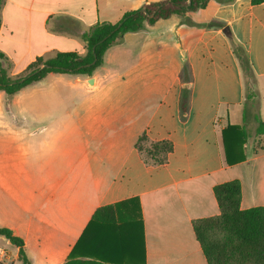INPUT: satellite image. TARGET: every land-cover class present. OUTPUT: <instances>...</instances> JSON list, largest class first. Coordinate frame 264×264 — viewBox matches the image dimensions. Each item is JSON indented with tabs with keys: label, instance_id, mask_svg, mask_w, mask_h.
I'll return each mask as SVG.
<instances>
[{
	"label": "crops",
	"instance_id": "crops-1",
	"mask_svg": "<svg viewBox=\"0 0 264 264\" xmlns=\"http://www.w3.org/2000/svg\"><path fill=\"white\" fill-rule=\"evenodd\" d=\"M160 1L0 0L3 65L17 78L38 58L85 56L86 32ZM213 21L245 47L256 107L245 105L239 64ZM4 98L0 228L23 239L32 264H207L193 222L220 215L215 187L237 180L241 209L264 207V3L211 0L127 33L90 76L49 73L10 98L0 90V118ZM228 126L249 134L233 165ZM161 142L172 150L157 164L146 149Z\"/></svg>",
	"mask_w": 264,
	"mask_h": 264
},
{
	"label": "trees",
	"instance_id": "trees-1",
	"mask_svg": "<svg viewBox=\"0 0 264 264\" xmlns=\"http://www.w3.org/2000/svg\"><path fill=\"white\" fill-rule=\"evenodd\" d=\"M211 0H162L145 4L141 9L129 12L118 23H101L83 35L87 44V54L81 56L77 52L58 53L55 57L44 60L38 58L26 69L23 77L11 78L3 65L5 56L0 53V90L10 98L22 89L43 80L49 73L72 75H92L101 66L107 50L120 43L127 33L143 30L153 26L161 19H169L173 15L186 17L189 12L205 9ZM221 4L235 0H217ZM254 5L264 3V0H251ZM148 14H155L150 18ZM185 23L192 24L187 19ZM211 27L221 29L227 37L233 54L239 64L243 77L245 105L256 107L259 97L257 81L245 47L233 36L228 24L213 21ZM1 27V23H0ZM188 96L181 101L183 117L187 116ZM260 127L258 134L264 133V124L257 116ZM249 134L239 126H228L223 132L224 147L229 165L242 161L245 157L235 153L240 143H246ZM145 140L141 138L139 146ZM143 150L142 148L140 149ZM172 150L169 142L151 145L146 149L147 155L157 164L166 160V155ZM220 207V215L200 219L193 222V229L201 245L207 264H264V207L248 210L241 209L242 188L237 180L218 185L214 189ZM114 207L99 210L93 217L97 219L101 212L112 211ZM0 236L5 237L19 249L21 264H32L24 250V241L8 228H0ZM72 258V255H71ZM66 264H71L67 262Z\"/></svg>",
	"mask_w": 264,
	"mask_h": 264
},
{
	"label": "rangeland",
	"instance_id": "rangeland-1",
	"mask_svg": "<svg viewBox=\"0 0 264 264\" xmlns=\"http://www.w3.org/2000/svg\"><path fill=\"white\" fill-rule=\"evenodd\" d=\"M181 54H182V52H181ZM25 75H26V73L23 72L22 74L19 75V77H23ZM5 98H4V100H5ZM10 111H12V110L10 109L8 103H6V100H5L3 110H2L3 117L0 118V122H3L5 124L4 127H6L7 123H12V120L9 118ZM251 112H253V110H251ZM0 127H2V126L0 125ZM4 238H0V248L4 249L6 252V257L3 260V262H4V264H12L13 261L9 262L11 260V258L13 257L11 251L16 252V247L13 244L12 245L8 244L7 240ZM13 264H21V263L18 261H15Z\"/></svg>",
	"mask_w": 264,
	"mask_h": 264
},
{
	"label": "built area",
	"instance_id": "built-area-1",
	"mask_svg": "<svg viewBox=\"0 0 264 264\" xmlns=\"http://www.w3.org/2000/svg\"><path fill=\"white\" fill-rule=\"evenodd\" d=\"M6 257V252L4 249L0 248V262H3V260Z\"/></svg>",
	"mask_w": 264,
	"mask_h": 264
},
{
	"label": "water",
	"instance_id": "water-1",
	"mask_svg": "<svg viewBox=\"0 0 264 264\" xmlns=\"http://www.w3.org/2000/svg\"><path fill=\"white\" fill-rule=\"evenodd\" d=\"M189 4H191V0H189ZM142 11H143L145 14H148V12H147L146 9H143ZM154 15H155V14H150V15L148 14V16H149L150 18H153ZM90 82L92 83V82H93V79H91Z\"/></svg>",
	"mask_w": 264,
	"mask_h": 264
}]
</instances>
